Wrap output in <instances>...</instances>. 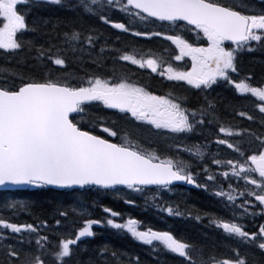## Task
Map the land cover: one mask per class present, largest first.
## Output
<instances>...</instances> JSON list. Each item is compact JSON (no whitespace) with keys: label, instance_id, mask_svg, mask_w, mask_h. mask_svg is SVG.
<instances>
[{"label":"snow or ice","instance_id":"obj_1","mask_svg":"<svg viewBox=\"0 0 264 264\" xmlns=\"http://www.w3.org/2000/svg\"><path fill=\"white\" fill-rule=\"evenodd\" d=\"M31 2L0 0V50L11 53H19L22 49L30 53L34 51L33 59L37 61L36 67L40 72L39 77L19 74L18 84L0 83V188L50 186L83 189L95 186L115 189L123 186L137 193L153 191L155 194L151 199L155 207L169 216H181L184 213L178 207L161 206L156 195L170 192L175 182L209 190L207 183H198L194 179L192 171L193 164L202 165L205 179L217 180V176L209 171L206 147L199 144L187 146L183 141L198 126L214 125L223 134V137L217 136L215 144L226 146L238 156L229 159L213 157L211 163L226 168L218 173L225 180L237 178L246 184L239 191L233 188L231 182L227 190L214 184L213 194L227 201L226 208L243 209L242 213L235 215L242 216L249 212L248 206L252 201L247 197H254L259 205L264 206V128L256 133L247 129L234 130L221 124L217 105L208 95L203 97V103L198 107H189L171 93L167 96L156 95L132 82L126 75L117 72L115 64L111 71H101L105 68L104 57L97 55L93 58L91 54L101 35L94 28L63 31L55 36L51 32L45 33L47 46L37 45L34 39L25 41L26 33L37 32V28H30L18 6ZM46 2L63 5L65 0ZM261 2L264 3V0ZM71 6L83 15L94 17L121 32L136 37H162L175 46L170 59L157 54H141L137 58L135 53L123 52L113 57L114 60L126 61L141 69L146 67L168 81H182L201 92L224 81L233 85L241 96L254 97L258 102L255 107L264 114V86H253L249 83L250 76L237 81L231 75L239 71L236 62L238 50L247 47L251 51V42L264 47V11L255 13L245 10L243 0L239 3L232 0H77ZM112 9L125 13L131 21L160 22L173 30L187 28L197 36L202 34L207 44L195 46L176 31L169 34L158 30H133L125 23L110 19L107 13ZM52 31H55V27ZM226 42L231 44L226 45ZM231 45H235V48ZM104 51L101 47L100 53ZM85 52L89 56L88 62L95 65L96 70L88 71L82 67L83 74L69 73V55L82 62ZM185 57L191 60L190 70H180L170 62L183 61ZM52 65L58 67L53 68ZM93 103L127 114L131 121L138 122L136 127L150 125L157 130L156 135L165 140V152L144 147L131 132L107 126L103 117L85 120L83 114L88 111L86 106ZM235 114L248 120L254 119L245 111ZM97 128L99 133L95 131ZM242 131L258 143L257 148L246 151L238 142L225 138L241 136ZM100 133H106L108 137H120L119 142H113ZM182 153H187L188 158H183ZM237 192L239 196L245 197L239 204L234 194ZM125 203L133 204L134 201L126 200ZM9 207L17 209L26 206L15 202ZM103 210L110 217L120 215L107 207ZM59 216L68 217V212L60 211ZM200 218L196 216L197 220ZM102 223L101 220L85 219L83 226L73 234L68 237L57 236L53 243L49 235L41 232V226L49 227L47 221L34 225L0 218V229L5 230L0 232V241L10 239L7 235L10 232L17 234L12 239H17L20 245L27 242L29 249H32L29 251L4 243L6 259H0V264H48L46 256L51 257L53 264H74L75 250L72 246L77 245L81 238L93 237L95 233L92 226ZM106 224L127 232L153 248L163 246L183 258L182 264H249L238 249H233L234 257L210 256L205 259L195 244L177 238L170 231H157L151 227L141 230V222L134 218L123 223L108 218ZM209 224L231 237H238L244 244L264 251V225L259 226L258 232H249L234 219L210 217ZM55 225L58 230L61 220L56 219ZM24 233H28L27 241ZM106 252V248L101 249L102 255ZM116 255L112 253L113 257Z\"/></svg>","mask_w":264,"mask_h":264},{"label":"trees","instance_id":"obj_2","mask_svg":"<svg viewBox=\"0 0 264 264\" xmlns=\"http://www.w3.org/2000/svg\"><path fill=\"white\" fill-rule=\"evenodd\" d=\"M77 3V0H65L63 5H53L46 0H32L26 5H19L18 8L25 15L30 28L36 27L37 32L29 31L26 33L24 40L34 39L36 44H45L47 40L45 33L51 32L53 36L68 30H87L94 28L100 35V39L96 42V48L91 50L92 57L97 55L104 57L103 63L105 68L101 71H111L113 64L117 66L119 74L126 75L130 80L139 82L145 80L146 74H149L139 67L126 62L117 61L113 57L123 52L143 53L149 51L150 44L153 41H145L130 33L121 32L114 29L111 25L103 24L96 18H89L71 5ZM253 3V1H252ZM107 15L114 22L125 21L122 17L109 11ZM55 27V31H52ZM103 47L105 51L100 53ZM119 50V51H117ZM79 55V54H78ZM34 51L20 50L19 53L4 52L0 50V83H19V74L24 76H40L37 70V61L33 59ZM83 61L68 59V72L83 74L81 68L88 71H94L95 65L88 62L89 56L85 52L82 54ZM237 67L239 69L236 75L232 77L239 81L246 77H251L249 83L253 86H264V47L258 46L255 51L244 52L237 58ZM53 68L58 66L52 65ZM16 73L17 75H12ZM139 79V80H138ZM227 83L220 82L218 86L213 87L207 92L208 98L213 100L217 105V116L220 122L225 119L234 118L237 111H247V101L250 99L237 97L231 94V88H225ZM188 93L192 94L190 91ZM244 102V103H243ZM258 103L255 99V104ZM88 111L83 114L85 120L94 117H103L104 123L116 130L131 131L136 136L138 127L132 125V121L125 118V115L119 114L111 109H106L103 105L93 103L86 106ZM264 114L259 112L255 107V122L241 121L242 126L239 130L247 129L250 132L259 133L264 128L262 122ZM79 119V117H78ZM233 123V121H231ZM131 127V128H130ZM134 127V129H133ZM214 128V125H212ZM97 133L100 130L95 129ZM114 142L120 137H108L106 133H100ZM243 136H248L242 131ZM133 135V136H134ZM134 136V137H135ZM250 137V136H248ZM162 138H158V140ZM250 139H252L250 137ZM258 143L255 142V148ZM153 191L145 193L133 192L129 189H110L103 190L100 188H85L80 190L54 191L43 188H30L26 191H3L0 192V218L9 220L10 222L26 224L31 223L40 225L41 221H47L49 227L41 226L42 234L49 235L53 243L57 236L68 237L73 234L77 228L83 226L85 219L101 220V225H93L92 229L95 233L93 237L81 238L77 245H73L74 264H182L183 258L167 251L163 246L153 248L152 245H146L134 239L130 234L123 230L114 229L106 224L108 218L114 219L117 223H123L129 218L137 219L141 222V230L151 227L157 231H170L174 236L186 242L193 243L200 249L205 259L210 256L217 258H228L233 248L224 245L221 237L213 228L208 230L193 229L192 217L200 216V212L212 214L215 209L216 213H222L221 205L218 201L211 197H207L200 189H186L182 187H172L170 192H161L156 195V200L161 206L171 205L173 208L178 206L183 211L186 221H176L167 217L159 211V208L153 205ZM126 200H133V204L125 203ZM15 202L24 204L25 208H10L9 205ZM110 208L112 211L118 212L120 215L110 217L109 213L104 212V208ZM75 209V211H73ZM205 210V211H204ZM60 211H67L68 217L59 216ZM191 212V216L189 215ZM61 220V225H55V220ZM5 231L0 229V232ZM10 237L6 242L0 241V259H6L3 247L4 243H11L17 247H23L31 251L27 242L20 245L17 239L11 237L16 236L8 232ZM27 241L28 233L23 234ZM33 236L35 234H32ZM195 239V240H194ZM221 243V244H220ZM158 244V242H154ZM34 247V241H33ZM107 249V252L101 254V249ZM244 257L253 256L251 249L243 247L238 249ZM245 250V251H244ZM115 252L116 257L112 256ZM259 264H264V255L260 254ZM45 259L48 264H53L50 256Z\"/></svg>","mask_w":264,"mask_h":264},{"label":"flooded vegetation","instance_id":"obj_3","mask_svg":"<svg viewBox=\"0 0 264 264\" xmlns=\"http://www.w3.org/2000/svg\"><path fill=\"white\" fill-rule=\"evenodd\" d=\"M238 2H240V1H238ZM244 4L246 6V9L252 10V11L255 12L256 5H255V7H253V6H251V5L247 4V3H244ZM262 11H264V5H262L260 10H258L255 13H259V12H262ZM191 32H193V31H191ZM200 37L201 36H198V37L193 36V42L192 43L195 46L197 45V43L195 44L194 40L195 39L199 40ZM184 38L190 40L191 36H185ZM206 44H207V41H205V43H203L202 45H198V46H206ZM174 49H175V46H174ZM185 59L188 61V64H187V66L185 68H183V70L184 71L190 70V68H191V60L188 59L187 57H185ZM145 71H147V70H145ZM171 82H176V81H171ZM180 83H182V81H180ZM169 84H170L169 81L166 80L165 78H163L161 76H158V75H154L152 77H147L143 81L142 86L145 87V88H148L149 91H151L153 94L165 95V92H167L168 90H170L173 87L177 86L175 84H171V85H169ZM165 85H167V86H165ZM184 86L186 88H188V90L192 91L191 92L192 94L186 92L187 89L183 90V91L182 90H172V93H173L174 97H178L181 102L185 103L186 106H189V107H191V106L198 107L201 103H203V97H204L202 95L203 92H201L200 90L191 88L186 83L184 84ZM253 101L255 102V100H253ZM144 125H146V124H144ZM146 126L149 127V129H154L150 125H146ZM210 128L211 127H207L206 131L204 133H202V134H204L203 137H202L201 134H198V135L194 134L193 135V133H190V134H187L188 139L184 140V141H186V140H191L192 139V144H199L201 146H205L206 147V149H207L206 161H207L208 167H210L212 165L211 159L213 157L218 158L217 156H219L222 153V152H220L219 146L215 145V144H213L211 142L212 132H211ZM181 155L185 159H187V157H188L187 153H182ZM218 159H220V158H218ZM197 167L202 168V165L198 166V164H193L192 165V170L196 169ZM209 215L210 214H209L208 211H207V213L200 212V217H201L200 220H197L196 218L192 217L193 219H192V223H190V225L192 226L193 229L196 228L197 230H205L206 229V222H204L203 220L206 217H208ZM254 261H255V258L253 256H251L250 263L252 264Z\"/></svg>","mask_w":264,"mask_h":264},{"label":"rangeland","instance_id":"obj_4","mask_svg":"<svg viewBox=\"0 0 264 264\" xmlns=\"http://www.w3.org/2000/svg\"><path fill=\"white\" fill-rule=\"evenodd\" d=\"M238 0H232V2H237ZM116 10H118V9H116ZM121 13H123V12H121ZM123 14H125V13H123ZM195 35H197L196 33H194ZM240 51V50H239ZM217 145V144H216ZM218 146H223V147H225L226 148V146H224V145H218ZM217 166V165H216ZM218 167V173H219V171H222V170H226V168L224 167V166H217ZM252 175H254L255 176V174H252ZM230 176H231V173H230ZM255 178H258V176H256ZM221 179H224L222 176H221ZM235 180H240L244 185L246 184V182L244 181V180H242V179H237V178H234ZM251 186V185H250ZM251 187H253V186H251ZM251 187H249V188H251ZM225 190H227V189H225ZM239 191V190H238ZM234 194H236L237 195V201H240V200H242V196H239L238 195V193H234ZM223 199V198H222ZM223 201L224 202H226L227 203V201L225 200V199H223ZM252 205V204H251ZM251 205H249V206H251ZM242 209V208H241ZM243 210V209H242ZM164 214H166V215H168L166 212H163ZM169 216V215H168ZM229 236V235H228Z\"/></svg>","mask_w":264,"mask_h":264},{"label":"water","instance_id":"obj_5","mask_svg":"<svg viewBox=\"0 0 264 264\" xmlns=\"http://www.w3.org/2000/svg\"><path fill=\"white\" fill-rule=\"evenodd\" d=\"M75 115V114H74ZM185 184L184 182H175L173 185H182ZM29 186L27 187H23V188H0V191H11V190H26ZM89 187H95V186H89ZM54 190H58V191H62V190H66L67 188H54V187H48ZM117 188H124L123 186H117ZM73 189H78V188H73Z\"/></svg>","mask_w":264,"mask_h":264},{"label":"bare ground","instance_id":"obj_6","mask_svg":"<svg viewBox=\"0 0 264 264\" xmlns=\"http://www.w3.org/2000/svg\"><path fill=\"white\" fill-rule=\"evenodd\" d=\"M139 80V79H138ZM191 216V215H190ZM192 217V216H191ZM196 218V217H195ZM249 260L251 261V256H249Z\"/></svg>","mask_w":264,"mask_h":264}]
</instances>
